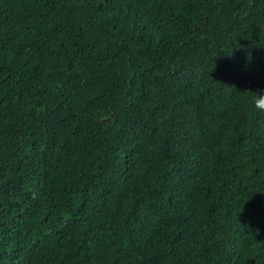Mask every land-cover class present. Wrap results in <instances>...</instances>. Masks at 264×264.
I'll return each mask as SVG.
<instances>
[{"label": "trees", "instance_id": "1", "mask_svg": "<svg viewBox=\"0 0 264 264\" xmlns=\"http://www.w3.org/2000/svg\"><path fill=\"white\" fill-rule=\"evenodd\" d=\"M264 0H0V264H264Z\"/></svg>", "mask_w": 264, "mask_h": 264}, {"label": "clouds", "instance_id": "2", "mask_svg": "<svg viewBox=\"0 0 264 264\" xmlns=\"http://www.w3.org/2000/svg\"><path fill=\"white\" fill-rule=\"evenodd\" d=\"M252 93V103L254 105V108L260 111H264V89Z\"/></svg>", "mask_w": 264, "mask_h": 264}]
</instances>
